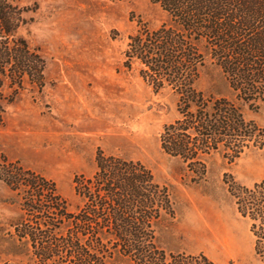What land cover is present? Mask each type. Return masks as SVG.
Instances as JSON below:
<instances>
[{
	"label": "rangeland",
	"instance_id": "374dc122",
	"mask_svg": "<svg viewBox=\"0 0 264 264\" xmlns=\"http://www.w3.org/2000/svg\"><path fill=\"white\" fill-rule=\"evenodd\" d=\"M0 6L13 20V36L0 35V53L22 41L28 54L40 57L43 71L39 82L0 74V264L37 263L30 237L23 234L32 232V216L22 208L26 190L6 185L11 174L29 172L52 182L66 211L75 213L83 200L74 193V181L93 176L98 152L139 163L166 189L172 215L162 213L155 229L163 254L264 264V247L256 254L249 223L228 192V184L250 188L263 179L264 148L250 147L232 162L221 153L206 156L198 180L160 149L163 127L178 117L177 96L170 89L155 92L140 78L139 64L127 68L124 57L131 36L169 24L157 4L0 0ZM195 88L235 100L208 58ZM241 108L247 121L264 130V97ZM103 257L107 264H132L113 252Z\"/></svg>",
	"mask_w": 264,
	"mask_h": 264
},
{
	"label": "trees",
	"instance_id": "16d2710c",
	"mask_svg": "<svg viewBox=\"0 0 264 264\" xmlns=\"http://www.w3.org/2000/svg\"><path fill=\"white\" fill-rule=\"evenodd\" d=\"M150 1L169 24L131 36L124 57L127 68L139 64L140 78L155 92L170 89L177 96L178 117L159 137L162 153L180 159L198 180L206 156L221 153L232 162L250 147L263 149L264 130L247 121L241 107L264 97V0ZM7 10L0 6V35L6 40L13 36ZM207 58L235 100L195 88ZM0 64L6 78L42 80L40 57L28 54L22 41L0 53ZM95 165L92 177L74 181V193L83 200L75 213L66 211L54 184L38 175L19 171L6 182L12 191L16 185L26 190L22 208L32 216V232L23 234L30 237L36 264H107L103 254L111 252L132 264H214L202 254L166 255L157 248L156 224L162 213L172 215L171 202L145 167L100 152ZM228 192L261 253L264 177L250 188L228 184ZM57 230L64 237L55 238Z\"/></svg>",
	"mask_w": 264,
	"mask_h": 264
}]
</instances>
